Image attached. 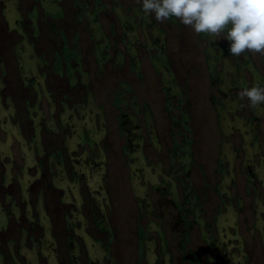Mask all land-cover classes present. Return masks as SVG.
Masks as SVG:
<instances>
[{
    "label": "rangeland",
    "instance_id": "rangeland-1",
    "mask_svg": "<svg viewBox=\"0 0 264 264\" xmlns=\"http://www.w3.org/2000/svg\"><path fill=\"white\" fill-rule=\"evenodd\" d=\"M253 84L139 0H0V264H264Z\"/></svg>",
    "mask_w": 264,
    "mask_h": 264
},
{
    "label": "clouds",
    "instance_id": "clouds-1",
    "mask_svg": "<svg viewBox=\"0 0 264 264\" xmlns=\"http://www.w3.org/2000/svg\"><path fill=\"white\" fill-rule=\"evenodd\" d=\"M142 12L158 22L172 18L193 32L229 42L231 56L264 54V0H139ZM255 108L264 105V85L243 87L239 93Z\"/></svg>",
    "mask_w": 264,
    "mask_h": 264
}]
</instances>
